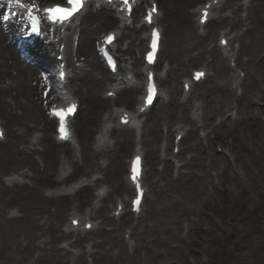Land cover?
<instances>
[{"label":"bare ground","instance_id":"bare-ground-1","mask_svg":"<svg viewBox=\"0 0 264 264\" xmlns=\"http://www.w3.org/2000/svg\"><path fill=\"white\" fill-rule=\"evenodd\" d=\"M27 1L38 5L41 3L40 0ZM47 1L52 3L58 0H44L43 3H47ZM150 1H157L161 10L160 15L156 18V22L164 26V38L160 52L162 57L167 59L169 70L173 75H170V83L166 85L169 98L167 108L160 114L150 115L146 122L136 129L142 128L140 142L144 145L141 149L146 153L147 164L158 157L156 144L162 129H168L172 120L185 121L186 118L184 107H181L176 100V76L186 72L188 66L198 60L205 61V54L210 52L206 41L210 39L217 28L225 26L230 27L231 30H237L233 40L240 43V47L244 51L240 53L248 56L245 65L250 71V80L254 81L250 85L252 88H258L261 85V75L264 74V58H260L258 63L251 65L254 56L256 54L260 56L264 52V0H251L249 7L245 8V16L241 13L245 0H241V4L238 3V0H226L225 5L230 9V12L212 19L207 33L198 32V26H195L192 12L189 10L191 5L200 0ZM91 4L89 3V5ZM5 7L4 3L0 2V117L5 126V138L0 141V211L2 212L6 206L19 209L24 220L19 226L3 229L2 213L0 214V251L14 237V233L22 230L24 243H22L21 258L24 260L27 257L25 253L28 252V257L25 259L26 264H49L53 257L62 253L56 247V241L60 238L62 240H58V243L64 241L67 236V233L61 228L62 223L59 226L65 212L68 209L77 212L82 210L83 202L91 198L90 186L94 182L92 178L86 180L79 178L78 180L86 183L85 186L76 193L66 194L63 197L62 195H58L61 197H49L43 194L42 187H52L50 185L55 181L56 184L64 183L66 179L65 176L58 173L62 170H58L55 164L58 156L62 155L67 158L72 170L70 175L85 176L89 171H93L91 172L93 174L100 173L95 181L108 183L110 189L106 198H110L113 192L119 194L121 189L127 193L130 187L123 178V157L135 148V141L130 136V129L123 128L114 131V136L108 141H105L102 135L96 139L92 137V141L89 140L101 116L112 105L109 98L100 94V90L107 81L112 80V76L102 65L94 45L103 30L122 28V14L115 11L110 5H102L98 9H91L89 6L90 8L81 16L80 21L74 25L71 35L68 33L61 35L56 30H49L45 42L36 45L33 49L36 54L35 61L26 62L21 48L25 41L21 36H18L23 28V19L20 14L16 13L14 20L9 23L3 21L1 13ZM138 23L140 29L144 30V23L141 21ZM128 29H132L127 33V38L130 40L128 47L125 50L117 48L116 52L123 61L132 60L134 71L128 73H134L140 79L143 63L139 62L135 49L142 42L141 34L139 35L140 31L137 32V26ZM73 34H76L77 41L72 46L71 37ZM124 34L122 29V35L124 36ZM232 50L233 56L236 54L237 62L244 64L241 62L240 53L234 51L233 48ZM221 51L224 54L225 50ZM61 52H64V61L72 73L67 77L65 83L82 104L79 109L81 110L80 115L74 117V136L81 146L80 157L77 159L73 158L76 154L72 147L70 149L69 144L61 146L50 139L48 132L52 120L44 110L46 103L54 98L55 94L52 89L46 96L42 94L44 86L48 83L42 77V71L53 62H57L56 56ZM205 63L206 66L211 65L214 68L215 75L220 76L218 73L220 59L217 55L214 54V58ZM127 74H124L125 78ZM222 86L226 93L230 92L226 82ZM139 90V83L122 90L116 100L118 105L130 106ZM199 106L195 103L193 107L198 109ZM177 109L181 111L179 114H177ZM202 122L205 125V119ZM215 127L210 126L206 137L210 136L209 133L219 137L228 134L229 130ZM32 130L42 132V136L39 139L34 138ZM177 130L183 131L186 137L185 146L182 145L181 151L183 149L192 151V156L183 161L182 166L188 165L192 159L191 165L194 166V169L190 171L189 176L193 180L194 177H198V174L204 173V168L200 164L205 152L200 138L195 136L193 129L188 131L185 129V125H181ZM165 136H168L167 131ZM110 139L113 141L110 142ZM77 141L75 140L74 143ZM189 142L190 144H187ZM211 160H215V157L211 156ZM164 164L166 170L159 176L160 181H165L164 184L167 186L169 183L175 182L173 176H170L171 166L174 164L170 162L169 158L164 160ZM17 165L25 168L19 174L28 178V182L14 183L7 187L1 179V175L4 172H11ZM182 175L183 173H179L175 177L176 181L181 179ZM47 189L45 188V190ZM106 198L102 199L99 207L92 206L90 217L96 215L97 218L102 217L103 221L111 224L114 219L106 215ZM10 204L12 206H8ZM120 219H123V216ZM81 234L76 235L77 239L74 242L79 244L82 241L84 236L81 237ZM53 242L54 244H52ZM41 245H45V247L40 248Z\"/></svg>","mask_w":264,"mask_h":264},{"label":"rangeland","instance_id":"rangeland-1","mask_svg":"<svg viewBox=\"0 0 264 264\" xmlns=\"http://www.w3.org/2000/svg\"><path fill=\"white\" fill-rule=\"evenodd\" d=\"M40 1L43 3L44 0ZM148 1L144 0L143 3ZM80 19L81 17L71 28ZM104 31L100 32L98 40ZM216 31L206 41L209 47L214 44ZM215 53L219 56L216 51ZM210 54L207 53L205 59L213 56ZM219 58L221 59L220 56ZM243 58L247 60L248 56L244 54ZM258 62L256 54L251 65ZM198 63L188 66L186 72L179 76L175 75L177 101L181 77ZM218 68L220 76H211L196 86L193 92V97L202 102L205 109V125L199 122L195 125L197 129L208 131L212 116L228 110L226 104L230 94L220 85L223 74H226L225 60H221ZM244 68L247 72L245 71L246 79L243 84L244 95L239 99V117L219 127L221 130H229L226 136L219 137L209 133L207 139L200 141L205 152L200 164L204 173L191 180L189 173L194 169L191 159L182 168V178L165 186V181L155 183L158 163L156 160L151 161L146 174L149 191L134 229L135 247L127 248L121 236L123 229L134 225V221L128 220L124 224L103 223L101 230L88 235L94 242L90 254L84 253L82 246L78 247L80 256L58 254L49 264H91L90 257L92 264H264V74L261 75V85L252 88L250 71L247 66ZM170 75L173 74L170 72L162 83L163 98L155 104L149 116L153 113L160 114L167 108L169 98L166 85L170 83ZM184 108L187 116L189 106L186 104ZM180 112L177 110V114ZM175 122L176 120H172L170 127ZM197 129L196 132L194 130L195 136L198 135ZM216 142L225 146L228 155L216 152ZM191 152L184 149L181 156L189 157ZM128 154L129 152L124 156L125 163ZM211 156L215 160L212 161ZM19 167L21 166L17 165L13 170ZM116 195L113 194L112 199ZM23 220L22 217L13 221L2 219V228L19 226ZM183 230L187 231L186 236L182 235ZM21 232L23 231L14 233V237L0 251V264H23L16 260L21 256L20 250L24 243V234Z\"/></svg>","mask_w":264,"mask_h":264},{"label":"snow or ice","instance_id":"snow-or-ice-1","mask_svg":"<svg viewBox=\"0 0 264 264\" xmlns=\"http://www.w3.org/2000/svg\"><path fill=\"white\" fill-rule=\"evenodd\" d=\"M123 2L125 4H128V0H123ZM14 3L22 9L27 8L29 18L31 20L30 31L39 33L40 28L38 26V20L33 15V11L34 9L37 8V6L35 4L26 5L22 3V0H14ZM84 6H85V0H67L66 5L58 3L53 7L44 8L43 11L46 14V18L48 21L52 23L63 24L65 22H70L78 13H80L84 9ZM155 12H156V7L155 5H153L151 11L148 12L146 17V20L148 21L149 24L152 23L153 13ZM4 19H8V17L5 16ZM207 19H208V12H207V8H205L201 16V23H206ZM159 37H160L159 31L153 29L152 39H151V51H149L146 56V59L149 64H153L156 61V56L159 48ZM115 40H116V36L114 34H108L105 37V43L108 45H111ZM221 43L226 44L227 41L221 40ZM108 62L109 64H114V61L112 60L111 56H108ZM204 75L205 73L203 71H197L194 73V78L197 81H199ZM146 79L148 81H152L153 75L151 73H148ZM155 93H156V89L154 85L150 83L147 88V95L144 101L147 105L150 106L153 104ZM45 95H47V93ZM108 95L111 96L113 95V93L109 92ZM77 110H78V105L76 103L70 104L67 108L53 109L52 114L59 118L58 131L60 134V138L62 140H67L69 138V134L67 131V118L70 115H75ZM141 111H143V109H141ZM121 122L127 124L128 123L127 117L126 116L121 117ZM3 135H4L3 132L0 131V138H3ZM140 162H141V158L139 156L135 157L131 169L132 172L131 179L133 183L136 185V197L131 203L133 208L137 211H139L143 197V189L140 186L138 179L140 175ZM72 223L77 224L78 221L73 220ZM85 227L91 228V225L88 224L85 225Z\"/></svg>","mask_w":264,"mask_h":264}]
</instances>
